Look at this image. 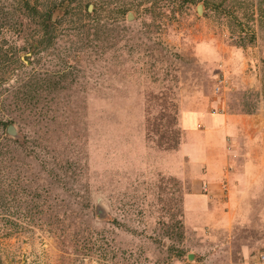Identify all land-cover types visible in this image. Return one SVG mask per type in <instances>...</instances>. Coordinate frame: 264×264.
I'll return each instance as SVG.
<instances>
[{"label":"rangeland","instance_id":"obj_1","mask_svg":"<svg viewBox=\"0 0 264 264\" xmlns=\"http://www.w3.org/2000/svg\"><path fill=\"white\" fill-rule=\"evenodd\" d=\"M0 20V264H264V0H0Z\"/></svg>","mask_w":264,"mask_h":264},{"label":"trees","instance_id":"obj_2","mask_svg":"<svg viewBox=\"0 0 264 264\" xmlns=\"http://www.w3.org/2000/svg\"><path fill=\"white\" fill-rule=\"evenodd\" d=\"M183 2L188 3L189 0H183ZM25 8L29 9L31 12H33L37 17V21L36 24L38 27L43 29L44 35L47 34L49 35V30H51L54 25L56 23H53L51 21V13L50 12H40L35 6L30 7L29 3L26 2L25 3ZM32 16V15H31ZM35 22V21H34ZM2 25L1 20H0V26ZM1 28V27H0ZM40 38L39 40L34 41L32 44L29 45V48L26 49L24 48L23 51L28 50V52L31 54V56H35L38 54L39 52V48L40 46L43 44L44 41H49V38ZM254 39V38H253ZM252 39V41H253ZM19 53V50L16 47H10L8 50L4 49L1 45H0V73L5 69V63H6V59L8 57V55H11L12 57L15 56V58L17 59V55ZM264 63V61H263ZM160 116H162L161 112H160ZM168 118V117H167ZM169 118H171V123L169 124V131L174 135V139H169L171 141H166V142H175V146L178 145V141L180 140V130L179 128H177V120H176V113L174 111H172L171 115L169 116ZM158 126H155L154 128H156V133H158ZM149 139V136H147ZM173 140V141H172ZM161 143V142H160ZM167 145V149H174L175 147H172V145H170L171 143H165ZM160 147H162L161 145H159ZM163 148V147H162ZM8 169V164H7V158L4 156V159L0 160V171H6ZM4 183L5 181L1 180L0 181V188H4ZM181 224V223H179Z\"/></svg>","mask_w":264,"mask_h":264},{"label":"crops","instance_id":"obj_3","mask_svg":"<svg viewBox=\"0 0 264 264\" xmlns=\"http://www.w3.org/2000/svg\"><path fill=\"white\" fill-rule=\"evenodd\" d=\"M191 117H189L188 118V120L189 119H191V122H192V124H197V122H200V123H202V122H208V123H211L214 119V117H212V116H203L202 117V115H199V114H197V113H193V114H191L190 115ZM222 120H223V122H224V125H233V124H238V122L241 120V121H244V119H241V118H234V117H231V116H224L223 118H222ZM246 121H247V119H246ZM250 121V120H249ZM249 121H248V125H246V127H244V128H248L249 130L251 129V128H253V125H251V124H249ZM199 123V124H200ZM240 123V122H239ZM236 126V125H235ZM199 159V158H198ZM198 159H196V161L198 160ZM226 163V157H224V156H222V157H220L219 158V160H218V165H217V167H216V170H217V173H218V175H213L212 176V174L209 172L208 174H205V175H203V178H207L208 180L209 179H213L214 177L215 178H217V179H221L222 178V176H228V173L227 172H224L223 170H224V164ZM250 165H245V169L246 168H248ZM230 175L233 177L235 174H234V172H231L230 173ZM217 176V177H216ZM221 176V177H220ZM196 188H195V184H193V187H192V193L191 194H189L188 195V197L185 199V208H187V202H188V200H189V198L191 199H193L194 200V198L196 197ZM203 197V196H202ZM186 217H187V209H186Z\"/></svg>","mask_w":264,"mask_h":264},{"label":"water","instance_id":"obj_4","mask_svg":"<svg viewBox=\"0 0 264 264\" xmlns=\"http://www.w3.org/2000/svg\"><path fill=\"white\" fill-rule=\"evenodd\" d=\"M197 9H198V10H197V14H198V15H201V14H202V11H203L202 5H199V6L197 7ZM56 16H57V14H53V15H52V17H51V21H52V22L55 21ZM22 57H23V56H22ZM9 131L12 132V128H11V127H9ZM189 259H191V255L189 256Z\"/></svg>","mask_w":264,"mask_h":264},{"label":"built area","instance_id":"obj_5","mask_svg":"<svg viewBox=\"0 0 264 264\" xmlns=\"http://www.w3.org/2000/svg\"><path fill=\"white\" fill-rule=\"evenodd\" d=\"M260 259L262 260V259H263V257H258L256 260H257V261H260Z\"/></svg>","mask_w":264,"mask_h":264},{"label":"bare ground","instance_id":"obj_6","mask_svg":"<svg viewBox=\"0 0 264 264\" xmlns=\"http://www.w3.org/2000/svg\"><path fill=\"white\" fill-rule=\"evenodd\" d=\"M198 10V9H197Z\"/></svg>","mask_w":264,"mask_h":264}]
</instances>
